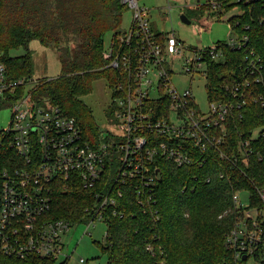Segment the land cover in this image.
Segmentation results:
<instances>
[{
	"label": "built area",
	"instance_id": "obj_1",
	"mask_svg": "<svg viewBox=\"0 0 264 264\" xmlns=\"http://www.w3.org/2000/svg\"><path fill=\"white\" fill-rule=\"evenodd\" d=\"M167 1V7L172 8L173 0ZM121 3L131 10L132 24L103 54L117 81L109 86L114 107L107 120L111 125L101 129L98 147L85 140L75 118L49 100L35 97L37 80L11 79L0 62V113L5 109L11 112L8 126L0 127V252L7 256H34L52 264H69V244L64 237L71 228L84 221L105 223L104 210L116 207L123 197L118 184L135 182L138 203L152 200L157 163L203 168L217 158L227 160L232 168L250 167L258 130L248 137L240 136L236 149L229 152L225 123L231 111L245 104L242 89L264 84L263 65L254 51L245 50L247 77L224 86L227 100L208 98L207 109H202L191 86L178 89L174 79L187 74L190 85L199 78L207 83L208 62L222 61V50L216 45L186 49L175 32L154 33L149 8L140 0ZM230 30L235 38L226 43L233 49L246 47L248 37L236 34L232 26ZM257 156L262 160L264 153L258 151ZM114 161L115 184L109 192L96 193L98 202L91 211L87 209V220L47 218L56 189L75 184L94 188ZM218 174L223 176L222 171ZM212 180L210 173L206 182ZM242 193L248 195L247 203L240 197ZM258 193L262 205L253 204L247 189L235 190L232 209L225 212L233 218L225 239L236 264L264 262V188ZM107 234L106 227L105 241ZM148 249L152 250L151 245ZM84 263L80 258L78 264Z\"/></svg>",
	"mask_w": 264,
	"mask_h": 264
},
{
	"label": "trees",
	"instance_id": "obj_2",
	"mask_svg": "<svg viewBox=\"0 0 264 264\" xmlns=\"http://www.w3.org/2000/svg\"><path fill=\"white\" fill-rule=\"evenodd\" d=\"M219 1L226 11L240 8L241 14L228 23L236 34L246 35L248 43L242 49L217 43L224 57L208 62L206 92L210 100H227L224 86L247 77L246 48L254 51L264 70V0ZM125 11L121 0H0V62L9 77L33 76L32 41L56 51L60 74L38 81L35 97L49 100L75 118L85 140L95 147L102 142L101 128L83 97L92 92L99 79H105L109 86L117 81L115 70L107 67L103 57L104 42L107 33L111 32L113 39L122 33ZM160 39L164 37L160 35ZM18 49L24 54L11 57V51ZM242 94L245 104L230 112L225 126L230 133L229 152L236 149L240 136L248 137L258 130L250 167L232 168L227 160L217 158L203 168L157 163L161 181L156 180L152 200L143 204L138 203L135 182L118 184L123 197L114 207L117 214L113 207L104 210L108 234L102 252L108 264H236L225 239L232 215L219 217L233 205L231 195L235 190L247 189L253 195V204L262 205L258 191L264 188V157L259 160L257 156L258 151L264 153V84L244 88ZM113 165L94 188L75 184L56 189L47 218L79 223L87 220V209L91 211L98 202L96 193L109 192L115 184V161ZM218 171L223 172L222 177ZM210 173L213 180L207 183ZM0 264L52 262L0 252Z\"/></svg>",
	"mask_w": 264,
	"mask_h": 264
},
{
	"label": "rangeland",
	"instance_id": "obj_3",
	"mask_svg": "<svg viewBox=\"0 0 264 264\" xmlns=\"http://www.w3.org/2000/svg\"><path fill=\"white\" fill-rule=\"evenodd\" d=\"M140 3L149 8L151 26L155 34L175 32L176 36L184 43L185 48L190 50L217 46L219 41L224 43L234 39L235 34L230 32L228 21L239 16L242 12L239 7L229 11L222 9L219 0H173L172 5L174 6L172 8L167 7V0H140ZM123 5L126 11L121 28L122 31H127L132 24V12L125 4ZM183 14L190 21L189 24L182 21L181 15ZM112 41L113 34L107 33L104 42L105 51L110 49ZM30 49L33 52L32 78L41 81L42 79L50 80L58 77L61 65L56 51L42 46L36 40L30 43ZM23 54L24 50L18 49L11 51L10 56L17 57ZM176 69L181 70L180 65H176ZM190 81V76L184 74L174 79V85L178 89L191 86L196 102L202 109H207L209 100L205 88V79L199 78L191 85ZM83 100L92 109L95 120L101 129H106L111 125L107 120L110 117V111H114L112 89L105 79L95 81L92 92L83 97ZM10 115L9 109L0 113V127L8 126ZM227 134L226 145L229 149L230 133L228 130ZM240 197L243 202L247 203V194L242 193ZM230 208L232 209V206L226 211ZM224 215L225 213L219 218ZM105 231L106 225L100 220L93 223L84 221L71 228L68 236L64 237L66 245L69 244V250L66 251L67 255H71L69 264H78L80 258L85 260L86 263L84 264H108L107 256L102 252V247L105 246ZM72 252L74 253L72 254Z\"/></svg>",
	"mask_w": 264,
	"mask_h": 264
},
{
	"label": "water",
	"instance_id": "obj_4",
	"mask_svg": "<svg viewBox=\"0 0 264 264\" xmlns=\"http://www.w3.org/2000/svg\"><path fill=\"white\" fill-rule=\"evenodd\" d=\"M181 19H182V21L183 22H185V23H190V21L187 19V17L183 14V15H181ZM156 178H157V180L158 181H161V178H162V171H161V169H156Z\"/></svg>",
	"mask_w": 264,
	"mask_h": 264
},
{
	"label": "crops",
	"instance_id": "obj_5",
	"mask_svg": "<svg viewBox=\"0 0 264 264\" xmlns=\"http://www.w3.org/2000/svg\"><path fill=\"white\" fill-rule=\"evenodd\" d=\"M229 22V21H228Z\"/></svg>",
	"mask_w": 264,
	"mask_h": 264
}]
</instances>
